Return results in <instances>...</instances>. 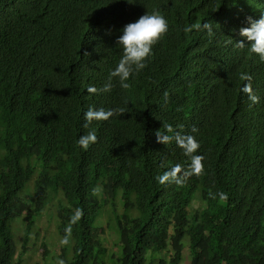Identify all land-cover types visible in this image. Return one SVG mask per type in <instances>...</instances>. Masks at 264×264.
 <instances>
[{"label": "trees", "instance_id": "trees-1", "mask_svg": "<svg viewBox=\"0 0 264 264\" xmlns=\"http://www.w3.org/2000/svg\"><path fill=\"white\" fill-rule=\"evenodd\" d=\"M255 5L0 0V264H23L36 220L59 195L64 264H180L186 237L191 264H264V58L220 27L226 10L240 14L237 25ZM153 10L167 32L128 88L111 77L104 91L123 26ZM93 106L105 115L88 122ZM109 206L117 252L98 222Z\"/></svg>", "mask_w": 264, "mask_h": 264}, {"label": "clouds", "instance_id": "clouds-1", "mask_svg": "<svg viewBox=\"0 0 264 264\" xmlns=\"http://www.w3.org/2000/svg\"><path fill=\"white\" fill-rule=\"evenodd\" d=\"M255 1L256 5L250 7V10L244 14L243 19L237 25L236 22L240 20V14H235L236 9L234 8L226 10L220 19V27L225 28L223 37L227 38L232 35L231 38H234L239 36L238 46L247 48L250 45L253 52L260 54L264 58V9H262L264 8V0ZM129 2L134 3L135 0H129ZM168 28L167 17L158 10L146 11L138 19L124 25L121 34L117 37V43L122 46L123 55L112 69L111 76L103 85V90L109 91L112 88L111 77H119L121 86L128 88L130 86L129 77L146 66L147 59L153 51L152 46L167 32ZM190 28V25H185L184 31H190ZM224 42H226L224 46L226 48L230 42ZM234 48L236 47L230 43L229 50ZM249 80L241 81L240 90L245 86V89L251 88L248 84ZM250 99L255 102L259 97L251 95ZM104 115L105 110L103 108L93 106L89 107L85 112V119L91 122L93 119H99ZM94 139L95 133L90 131L86 135L81 136L77 142L86 147ZM220 195L223 197L225 193L221 192ZM186 239H188L189 249L190 238L186 237L183 240L182 256L186 246Z\"/></svg>", "mask_w": 264, "mask_h": 264}, {"label": "rangeland", "instance_id": "rangeland-1", "mask_svg": "<svg viewBox=\"0 0 264 264\" xmlns=\"http://www.w3.org/2000/svg\"><path fill=\"white\" fill-rule=\"evenodd\" d=\"M33 185V183H30L28 188L29 192H33ZM63 199L62 195L52 198V201L44 208L43 213L36 220L30 240L27 244V252L24 255L23 264H64L63 259L59 256L61 252L60 246L64 244V240L57 228L60 222L58 219L57 207L59 201ZM115 203L116 211L122 213L124 207L121 200L118 198ZM200 205V202H194L190 208L191 213H193ZM112 218V207L109 206L107 209H104L98 222L99 226L104 229L101 236L104 239L105 244L108 246L109 250L117 252L120 246V237L117 230L112 227L115 224L114 221H112ZM23 219L24 218H18L14 222V236H16L19 251L22 249V241L24 239L25 222ZM43 242H46L51 250L48 258L44 257V248L42 247ZM68 244L69 246L72 245V240L70 238ZM185 244L186 246L180 264H190L191 262V253L188 249V239L185 240Z\"/></svg>", "mask_w": 264, "mask_h": 264}]
</instances>
